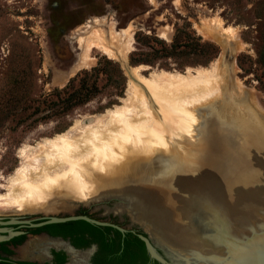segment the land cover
Wrapping results in <instances>:
<instances>
[{
    "label": "rangeland",
    "instance_id": "rangeland-1",
    "mask_svg": "<svg viewBox=\"0 0 264 264\" xmlns=\"http://www.w3.org/2000/svg\"><path fill=\"white\" fill-rule=\"evenodd\" d=\"M262 16L264 0H0L1 195L10 192L11 179L22 168L28 174H36L47 167H55V162L50 164L45 160L44 149L52 140L68 135L70 141L82 142L88 136L90 125H99L96 119L105 121L111 115L119 117L114 125L118 130L121 129L123 122L120 119L123 117L127 119V125L135 130L134 135L131 131L132 138L126 128L125 133L119 130L120 135H113L114 140L118 139L107 141L108 146L113 147L118 142L116 146L121 151L115 150V154L107 152V159L102 166L105 149L96 153L85 149L84 153L89 154L80 159V162L84 161L82 164L79 163L93 172L100 168L98 173H94V177L98 175L96 178L100 179L95 182L97 189L92 192V196H86L84 194L87 193L70 188L68 182L62 181L59 182L60 189L52 193L53 197H48L42 205L2 210L0 216H68L87 209L102 219L118 220V215L109 212L114 202L97 203L98 200H90L102 192L126 189L129 184L142 190L156 187L154 193L158 196L172 194V199L185 198L183 190L174 184L186 186L188 176L194 180L201 177L202 163L208 158H214L216 167L224 168L226 165L223 163L237 155L236 135L250 139L257 128L264 125V114L261 112L264 110V95L255 80L258 72L254 65L256 54L253 44ZM111 29L122 35L119 36L120 42H114ZM177 30L200 38L202 43L213 45L216 53L212 60L202 64L199 63L202 62L201 58L186 55L189 52L185 46L189 43L186 38L181 39L177 48L178 52L184 54L156 59L152 49H160L161 44L156 43L155 38L169 47ZM95 32L100 42L104 41L105 47L115 53L118 49L120 55L112 59L103 48L90 42ZM125 35L130 42L122 46L121 41H127ZM145 36L150 39H145ZM160 36H164L165 40ZM136 37L140 38V42H137ZM126 48L128 53L124 58L122 54ZM130 57L150 64L133 66ZM105 60L116 63V66L109 67L113 79L108 81L105 76H101L100 92L92 101L67 115H57L54 111L57 109H52L51 103L48 104L56 100L52 96L54 91L63 89L71 79L84 71L100 67ZM216 63L227 74L225 82L219 83V78H210L206 73ZM130 67H140L137 75L127 71ZM118 68L122 77L119 76ZM130 73L137 83L127 76ZM160 77L182 80V83L190 81L197 86L207 78L204 87L208 89L196 95L198 97L188 94L184 100L177 101L169 92L176 87H166L163 91L160 89L163 85L156 82ZM157 89L160 91L155 92ZM145 108L151 119L145 117L148 114L143 117ZM139 111L142 112L141 117ZM245 131L252 134H246ZM139 134L145 136V140L150 138L146 140L147 143L143 140V143L148 145L150 141L154 148L153 154L150 155V149L146 150L147 147L141 144ZM136 139L137 145L132 144V140L135 142ZM252 141L255 143V140ZM82 145L84 147L83 142ZM134 149L136 152H131ZM126 152L138 155L128 159L124 157ZM64 160H56L61 164H56L61 166L57 167L58 171L69 169ZM192 161L201 170L188 171ZM130 164L142 168L136 167L140 173L135 169L128 171ZM104 168L107 171L101 173ZM227 176L237 182L236 185L242 183L240 175ZM129 180L136 183L132 184ZM255 183L258 184L257 181ZM231 186L229 183L222 189L227 188L235 193ZM78 190L83 194L77 195L75 192L78 193ZM70 198L90 202L74 203ZM126 209L136 214L129 206L123 211ZM139 216L145 220L142 214ZM146 223L149 225L151 222L147 220Z\"/></svg>",
    "mask_w": 264,
    "mask_h": 264
},
{
    "label": "bare ground",
    "instance_id": "bare-ground-1",
    "mask_svg": "<svg viewBox=\"0 0 264 264\" xmlns=\"http://www.w3.org/2000/svg\"><path fill=\"white\" fill-rule=\"evenodd\" d=\"M110 34H111V37L114 40V42H117V43L120 42L119 36L121 34L114 33L113 30L110 32ZM125 36H127V35H125ZM160 37L165 40L164 36H160ZM91 41L93 43L99 45L100 48H103L104 51L106 52L105 54L111 55L113 57L112 59L116 58V55L119 52L118 49L116 48L118 52L116 51V53H115L113 50L109 49L107 46L105 47L103 44L104 41H102V43L100 42V38L98 37L97 32H95L94 35L91 37L90 42ZM126 42L127 43L130 42L128 39V36H127V41H123V42L121 41V43H122L121 45L122 46L126 45ZM120 50H121V48H120ZM127 53H128V49L125 51L124 54H122V53L121 54L125 58L127 56ZM118 55H120V54H118ZM139 68L140 67L135 68V69L130 68L131 71L127 70V69L126 70L128 72L130 71L133 75H137ZM206 73L210 76V78L211 77L214 79L216 78L217 80L219 78V80H220L219 83L225 82V76L227 75L225 71H223V72L221 71L218 63L214 64L211 71L206 72ZM170 79L171 78H169V77H163V78L160 77L158 79V81H156V82L163 85V86L159 85V86L163 87V88L159 87L162 90L166 87L168 88V87H172L174 85L176 87V89L172 88L173 90L169 91V92L172 94V96H174L175 99H178L177 101H181V99L184 100V97H186V95H188V94H192L194 96L201 95V93H204L203 90L208 89V88L204 87V86H206L205 82L207 81V78L205 80H201L200 82H202V84L199 83L200 85H198V86L194 83H191L190 81L182 83L181 82L182 80L181 81L179 80L180 81L179 82V81H177L178 79L175 81H174V79H172V80H170ZM208 80H210V79H208ZM217 80L215 81L216 83L218 82ZM144 83H145V81H144ZM175 83H177V84H175ZM212 86H214V84H212ZM148 89L150 90V88H148ZM159 91L160 90L155 91V92H159ZM152 93L158 94V93H154V92H152ZM158 96L160 97V95H158ZM161 96H162V94H161ZM196 97H198V96H196ZM209 98H210V96H209ZM199 99H200V97H199ZM187 106H188V104H187ZM146 111H147V109L145 108V113H143V117L145 116ZM261 112H263V114H264V110H262ZM141 113L139 111L138 115L140 116ZM147 114H148V116H145V117L150 118L149 117L150 114L149 113H147ZM135 115L137 116V114H135ZM120 116L122 117V114H120ZM118 119H119V117L117 118V115L116 116L111 115L110 118L105 120V121L102 118L96 119V120H99V121H97L98 122L97 124H99V125L94 126V123H92L90 125L91 128L89 127L88 136L84 137L83 141H82L84 143V147L82 145V142L76 143V141L73 139L70 141L68 135L61 136L60 138H58L56 140H52L50 143H48V145H47L48 147L46 146V148L44 149L45 160H47V162L50 164L55 162V167H53V168L47 167L41 173H36V174H28L24 170V168H22L17 173V175L13 179H11V190H10V192H8L4 195L0 194V211L10 210V209L12 210L15 208L24 209V208L42 205L48 197H53L52 193H54L55 191H58L60 189L61 186L59 187V184L62 183V181L68 182L70 188L73 187V188L79 189L80 191L87 193L84 195L92 196L93 195L92 192L97 189L95 186V182L99 181V179H100V177L96 178V176H98V175H95V177H94V173H98L99 172L98 170H100V168L98 167L99 169L97 168L98 170H95L94 172L90 171V169L81 165L82 162H84V161L82 160V162H80V159H83L84 155L89 154V153H87V154L84 153L86 150H88V151L92 150V153L93 152L96 153V152H99V151H102L103 149H105V152H103L104 153V160H103V164H101V166H102V165H104L105 160L107 159V152H110V154L111 153L115 154V152H116L115 150H117V152L119 151L120 148L118 147L119 149H117V146H116V144L118 142L115 144V147H113V146H108L109 142H107V141H111L112 138L115 137V136H113L115 134L119 133L118 135H120L119 130H121L125 133L126 130L124 131V129L127 128L129 131V132L127 131L128 135L131 134V131L133 133L132 135H134L135 130H133V128H131L129 126V124L127 125V119L124 117L122 119H120L123 122L122 126L120 125L121 121L119 120V122H118V126L119 125L121 126V127L119 126L121 129L118 130L116 127H114L115 121H118ZM142 122H139L140 125H143V124H141ZM135 128H138V127H135ZM102 129H103V131H102ZM105 130L107 131L106 133H104ZM144 131H145V129H144ZM147 131L148 130H146V132ZM245 132H246V134H252V133H249L247 131H245ZM147 133L149 135H152V134H150V132H147ZM146 134H144V135H146ZM122 135L120 136L121 138H122ZM128 135H125V136L128 137ZM139 135H136V136H139ZM141 136L142 135H140L139 138L141 139L142 142L138 138L139 142L137 139H136L137 141H135V142H134V140H132V142H133L132 144H135L136 142H138V143L141 142V144L144 145L145 143H147L146 140L150 139V138H146V140H145V136H142V138H141ZM232 136H235V135H232ZM236 136H237V141H238V143H237L238 144V152H237L238 155H236L237 158L235 157V159H236V162H238V164L236 166V163H235V165L233 163L226 170V172H228V174H230V176H232V177H234L235 175H240V180L242 182L241 184L244 186H247L246 184H248V183L257 184V183H255L257 181L258 186L264 187V125H261L260 127H258L257 130L254 132V136L250 137V139L242 137L240 134L236 135ZM81 137H82V135L80 136V138ZM130 137H131V135H130ZM116 139H118V138H115V140ZM115 140L113 138V141H115ZM143 140H145L146 142L143 143L144 142ZM252 140H255V143ZM164 141H165V139H164ZM251 141L255 144L254 146L256 147V149L249 150L248 143ZM148 143L149 144L144 145V147L145 148L147 147L146 150H148V151L150 149L149 154L151 155L154 153V152H152L154 150V148L152 147L153 145L150 144V141H148ZM141 144H139V145H141ZM135 145H137V144H135ZM86 148H88V149H86ZM123 150H124V147H123ZM120 151H121V149H120ZM131 152H136V151L134 149ZM126 153H127L126 156H124L126 158H128V157L132 158V156L138 155L136 153H134V155L129 153V152H126ZM101 156H102V154H101ZM31 157L32 156H30V158ZM58 159H62V162H63V159H65L64 161L69 165V166L67 165L68 166L67 168H69V169H66L65 171L64 170L58 171L57 167H61L59 165L58 166L56 165L58 163V162H56V160H58ZM89 159L92 160L91 157ZM250 160H254L252 162V164L247 162ZM100 163H102V162H100ZM58 164H60V163H58ZM208 165L206 163V167ZM124 166H126V165H124ZM136 167L139 168V166H137L136 164H133V165L130 164L129 168H127V167L126 168L129 169L128 171H133L135 169V171L139 172V170H136ZM213 167H215V166H213ZM236 167H237V169H236ZM197 169L201 170V167L197 166L196 163L194 161H192L190 166H189L188 171L190 170V172L192 173L193 171H195ZM37 170L39 171V169H37ZM103 171H107V169L104 168L100 172L104 173ZM122 171H124V169ZM31 172H33V171H31ZM91 172H93V173H91ZM207 172H209V171H205V172L202 171L203 175L201 177L195 178V180L192 177L188 176V178L185 180L186 181L185 185L188 184L186 186H180L178 184H174V186L178 189L186 190V192H196V193H200V194H202L204 192L216 193L215 196H218L220 199L225 200V202L228 203V204H226L227 205L226 207L227 208L230 207L229 203L232 204L234 202V200L231 199L227 195V193L231 192V191H229L230 189H228V190L222 189V186L220 185L219 180H218L219 179L218 175L216 173L217 171L214 172L213 174H208ZM123 174H124V172H123ZM127 176H128V174H127ZM247 177H248V179H247ZM252 177H254L256 179H253V180L249 179ZM140 179H142V177ZM132 182L136 183V181H133V180H132ZM132 182L130 181V183H132ZM134 183H132V184H134ZM233 183L235 184L234 181H233ZM68 184L66 186H68ZM120 184H121V181H120ZM172 185H173V183H172ZM154 188H156V187H154ZM128 189L133 190V187H131L129 184V186L127 185L126 189H123V190L126 191ZM79 190H78V193L75 191L74 192L77 195L83 194V193H80ZM119 190H121V188L113 190V191L105 192V193L102 192V193H100V195L97 198H93L90 201L92 202V201L98 200L97 203L101 202V201H99V200H101V198L111 196L112 193L119 191ZM136 190H137V188H136ZM136 190H133L134 193H129L126 191L127 193L124 192V194H121V193L115 194L119 198L120 204H118L115 207L114 211L126 212L130 216L132 221L140 223L145 228V230L150 234L153 241L157 245L162 247L168 253V255L174 260L175 264H212L211 261L209 260V258L214 256V254H217V250H218L217 240L220 239L218 237L219 231L217 229L227 230V228H226L227 226L224 227V225H226L225 221L220 220L219 218H217V216H214V215L207 213V211L205 213L203 212L204 215L206 216V220H207L206 222L210 223V226H212L211 228H213V227L215 228L212 230V233L209 236V234L205 233L203 231V229H200L201 226L197 222H196V225H195V223H193V220L191 222L192 216H194V214H200V213L192 211L193 209L191 210V208L189 206H187L186 203L182 202L180 198L179 199L178 198L172 199V197H173L172 194L171 195L169 194L170 196H168V195L158 196L155 194V195H153L154 199L152 200L153 201L152 202L148 198H146L145 196H142L139 194L136 195L135 194ZM70 199L74 203H80V201L81 202L82 201H86V202L89 201V200H82V199H76V198H70ZM226 200H229V201H226ZM65 204H66V201H65ZM128 206L130 209H132L131 211L134 210V212L136 214H131L127 209L125 211H123ZM139 214H142V217L145 218V220L143 219L144 223H142L143 220L140 218L141 215L139 216ZM136 218L138 220H136ZM147 220H150V222H151L149 225H147V223H146ZM233 226L234 225L231 224L229 229L231 230V228ZM239 232L244 235V240H248V238L250 239L251 235H250L249 231L241 229V231H239ZM228 247L229 246L227 244L225 249H227Z\"/></svg>",
    "mask_w": 264,
    "mask_h": 264
},
{
    "label": "water",
    "instance_id": "water-1",
    "mask_svg": "<svg viewBox=\"0 0 264 264\" xmlns=\"http://www.w3.org/2000/svg\"><path fill=\"white\" fill-rule=\"evenodd\" d=\"M130 68L129 70L131 71ZM127 76L134 83H137L131 73ZM254 145L255 144L252 141L249 142V150L256 149ZM235 157L237 158V156ZM235 157L228 159L223 163L224 166L226 165L224 167L225 169L221 168V166L216 167V163L213 160L214 158H208L202 163L203 172L209 171L207 172L208 174H213L217 171V175L219 174L218 180L222 187L224 185H228L229 183L233 185L231 188L235 190V193H227V195L234 200L232 204L229 203L230 207L227 208L226 204L228 203H226L225 200L220 199L218 196H215L216 193L213 192H204L200 194L196 192H186V190H183L186 197H178V199L180 198L182 202L186 203L191 210L193 209L192 211L200 213L194 214L191 218V222L193 220L195 225L197 222L201 226L200 229H203V231L208 233L209 236L215 228H211L212 226H210V223L206 222V216L204 215L206 211L211 215L217 216L220 220L225 221L226 225H224V227L227 226V230H220L216 228L219 231L218 237L220 239L217 240V254H214V256L209 258L212 264H264V187H260L257 184L254 185L253 183L246 184L247 186H244L241 183L236 185V182L235 184L233 183V179L231 180L228 176L226 177L228 174L226 170L233 163L234 165L236 163V166L238 164ZM253 161L254 160H250L247 162L252 164ZM206 163L207 165L209 164L207 167ZM133 190H136V195L139 194L145 196L150 201L154 199L153 195H155L154 192L156 191L154 188H146L142 190L139 187H133ZM133 190L128 189L126 191L134 193ZM225 190L228 189L226 188ZM123 191V189L116 191L112 193L111 196L103 197L99 201L105 203L114 202L111 205L112 209L108 211L115 215L121 216L122 214H126V212L114 211L115 207L120 204V200L115 194H124ZM69 221H84L96 226L111 227L121 233L126 232V230L122 227L109 222L98 221L86 215L41 216L31 219L0 216V243L6 242L10 240V238L21 234L20 232H15L12 228H10L13 225L27 228H39L46 225L65 223ZM129 223L130 227L136 225L142 231V234H137V237L143 242L146 253L151 261H155L158 264H175L174 260L162 247L153 241L150 234L140 223L134 222L131 219L129 220ZM231 224L234 226L230 230L229 228ZM241 229L250 232V239L248 238V240H244V235L239 232ZM227 244L229 247L225 249Z\"/></svg>",
    "mask_w": 264,
    "mask_h": 264
},
{
    "label": "flooded vegetation",
    "instance_id": "flooded-vegetation-1",
    "mask_svg": "<svg viewBox=\"0 0 264 264\" xmlns=\"http://www.w3.org/2000/svg\"><path fill=\"white\" fill-rule=\"evenodd\" d=\"M75 215H86L98 221L109 222L124 228L126 232L121 233L111 227L92 224L90 225L95 226L94 228L81 224H66L43 230L40 228L49 225L39 228L13 225L10 228L21 234L0 243V264H116L121 263L127 256H130L135 264H140L137 249L141 244L137 242V234H142V231L136 225L130 227L131 218L127 213L116 216L118 220L102 219L87 209L80 210ZM146 264L152 262L148 261Z\"/></svg>",
    "mask_w": 264,
    "mask_h": 264
},
{
    "label": "trees",
    "instance_id": "trees-1",
    "mask_svg": "<svg viewBox=\"0 0 264 264\" xmlns=\"http://www.w3.org/2000/svg\"><path fill=\"white\" fill-rule=\"evenodd\" d=\"M260 24H258V28L256 29V39L254 41V48L256 58L254 60L255 69L258 74H255V80L258 83L260 91L264 95V16L260 18ZM145 39H150L145 36ZM182 38H186L189 43L185 44L187 48H189V52H178L177 48L179 47V43ZM139 37H136L137 42H140ZM156 43L161 44L160 49H152L153 54L156 59L160 58H171L181 54L186 55H193L196 58H201L202 64H208L212 58L214 57L216 50L215 47L208 43H202L200 38H195L194 36L189 35L188 33L177 30L176 34L174 35L173 41L169 47L164 46L162 41L155 38ZM198 62V60H195ZM130 63L133 66H138L139 64H150V62H144L141 60H135L133 57H130ZM116 66V63L112 62V60H105V63L100 67L92 68L90 71H84L81 75H77L74 79H71L69 83L61 90H55L52 96L56 98L55 101H51L48 104L52 105V109L54 110L57 115H67L70 111L84 106L92 101L100 92L99 87V80L101 76H105L106 79L111 81L113 76L110 72L111 69L109 67ZM119 70V76L122 77L121 70ZM45 103V101H43ZM55 115V114H54ZM69 224H81V226L94 228L84 221H75V222H68L65 224H56V225H49L40 230L48 229L49 227L55 226H64ZM137 242L141 244V246L137 249V258L140 261V264H146V262L151 261L144 249L143 243L137 239ZM124 257V256H123ZM121 261V260H120ZM135 261L130 259V256L125 257V259L121 263L116 264H135ZM152 264H158L155 261H151Z\"/></svg>",
    "mask_w": 264,
    "mask_h": 264
}]
</instances>
